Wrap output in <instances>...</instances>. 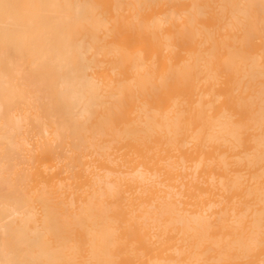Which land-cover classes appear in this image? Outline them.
Here are the masks:
<instances>
[{
    "label": "bare ground",
    "instance_id": "obj_1",
    "mask_svg": "<svg viewBox=\"0 0 264 264\" xmlns=\"http://www.w3.org/2000/svg\"><path fill=\"white\" fill-rule=\"evenodd\" d=\"M0 264H264V0H0Z\"/></svg>",
    "mask_w": 264,
    "mask_h": 264
}]
</instances>
